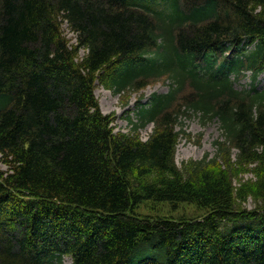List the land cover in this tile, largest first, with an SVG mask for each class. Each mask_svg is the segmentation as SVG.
<instances>
[{
    "label": "trees",
    "instance_id": "16d2710c",
    "mask_svg": "<svg viewBox=\"0 0 264 264\" xmlns=\"http://www.w3.org/2000/svg\"><path fill=\"white\" fill-rule=\"evenodd\" d=\"M263 72L264 0H0V264H264ZM162 78L169 91L129 117L137 133L114 132L96 81L123 93ZM191 111L222 139L184 173L176 125ZM234 151L256 165L251 210L217 165ZM150 201L206 212L138 215Z\"/></svg>",
    "mask_w": 264,
    "mask_h": 264
},
{
    "label": "rangeland",
    "instance_id": "374dc122",
    "mask_svg": "<svg viewBox=\"0 0 264 264\" xmlns=\"http://www.w3.org/2000/svg\"><path fill=\"white\" fill-rule=\"evenodd\" d=\"M63 35L69 43H75L74 33L65 23L62 26ZM84 50L80 52L83 56ZM258 88L264 89V72L259 76ZM250 72L240 81H236L238 88H248L250 86ZM170 89L169 81L166 78L152 82L145 89L140 91H126L123 93H115L104 87L100 80L95 83V96L97 98L101 111L107 114L111 119V126L116 133L136 134L135 128L130 122V116L137 121L135 109L138 101L141 99L143 103H147L150 95L154 92L167 93ZM154 130V124L149 123L144 128L138 130L143 140H147ZM179 131V140L176 149L175 160L178 167L187 173L194 162L203 160L207 157V161L216 157L217 146L216 141L222 139L221 123L218 119H205L201 113L191 111L186 117L181 116L179 123L176 125ZM235 155L224 154L223 158L217 160V165L223 169L230 167V176L233 179L236 191L242 190L243 195L247 197L239 198L235 196V204L239 209L251 210L257 207L256 198L250 190L252 184L256 180L255 164H237ZM0 170L6 171L7 166L0 163ZM205 210L197 207L195 204L182 203L177 210L167 203H143L137 210L140 216L150 217H171L174 219H196L205 215ZM63 264H73L70 256L65 257Z\"/></svg>",
    "mask_w": 264,
    "mask_h": 264
}]
</instances>
